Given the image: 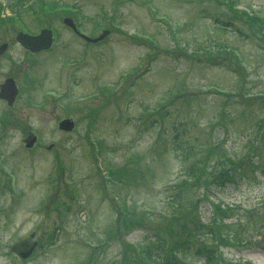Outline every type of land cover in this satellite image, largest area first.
<instances>
[{
    "label": "rangeland",
    "instance_id": "obj_1",
    "mask_svg": "<svg viewBox=\"0 0 264 264\" xmlns=\"http://www.w3.org/2000/svg\"><path fill=\"white\" fill-rule=\"evenodd\" d=\"M41 1L16 9L32 33L55 30L54 49L32 58L15 40L17 27L0 23V44L8 43L0 84L12 77L21 89L13 107L0 100V264H119L135 256L125 241L147 248L167 237V248L181 237V224L193 228L215 207L232 212L201 242L216 246L224 264H264L256 246L264 232V40L257 26L245 15L234 19L242 14L223 0H43L51 9L73 8V16L41 13ZM237 2L264 23V0ZM65 16L81 19L91 37L109 32L99 44L86 43ZM218 47L230 48L242 66L216 57ZM67 116L75 127L65 133L58 123ZM30 131L37 142L26 148ZM92 149L114 174L109 197ZM229 162L242 173L233 187H216L210 198L204 180L192 178L171 203L175 189L167 187L189 165L207 174ZM113 197L140 213L118 223ZM53 230L55 241L45 244ZM27 238L37 242L34 251L45 245L24 262L10 248ZM182 264L200 261L189 253Z\"/></svg>",
    "mask_w": 264,
    "mask_h": 264
},
{
    "label": "trees",
    "instance_id": "obj_2",
    "mask_svg": "<svg viewBox=\"0 0 264 264\" xmlns=\"http://www.w3.org/2000/svg\"><path fill=\"white\" fill-rule=\"evenodd\" d=\"M15 1L16 4L14 3L11 5V10L13 11L16 9L17 5L19 6L24 5V3L27 0H15ZM232 13L235 14L236 12L233 11ZM235 15L233 16L234 19L237 17L239 19L241 18L243 19L244 16L239 14H235ZM0 22L4 23L5 20L0 19ZM248 24L250 25V27H252L253 26L252 24H254V28L257 26L256 27L257 29H253V31L255 30V32L259 35L260 39L264 40V27L262 25H258L254 20H249ZM221 165L222 166L219 167L217 163H214L213 166H211L212 169L210 170V172L206 174L204 169L198 170L196 164L192 163L185 169L183 173L187 174L188 177H190L191 179L192 178L196 179V181L198 180L199 182H201L204 180L203 186L207 189L206 192L207 191L213 192L214 189H216V187L219 188L225 182H229V181L232 182L234 180L236 181V175L241 176L242 174L240 172L241 169L236 170V168L233 166L231 162H229V168L225 165V163L224 164L221 163ZM205 168L209 169L208 165H206ZM205 175L207 178H205ZM188 183L190 182L182 180L181 183H179L177 186L174 187L175 190L173 193V198L171 200L172 203H176V201L179 200L181 191L185 187L187 188ZM195 202L197 206L198 203L202 202V198L196 200ZM174 206H175L174 210L176 212L178 206L176 205ZM214 210L215 213L213 214L210 213L205 219H203L201 216H198L199 220H197L196 223L193 224L194 225L193 228L187 229L186 225L181 224L180 225L181 237L180 238L176 237L173 240H171L169 247L167 246L166 248V245L168 243L167 237H165L160 243H158L159 241H157V243L151 242L152 244H149L147 248L144 247L143 253L149 259V262H145L144 260L142 261V259H140V257H138L135 254V251L132 249L135 255L134 258L132 257V254H129L130 258L128 256V259L126 258V261H121V263L119 264H123L124 262L132 263V264H168V263L181 264L180 261L177 260L175 256L172 254V252L175 250L180 251L182 255H186L189 253L195 255L199 259L201 264H217V262L220 264H224L223 262L220 261V257H218L216 246L212 245L210 247L207 246L205 243L201 242L202 238L206 240L214 235V232L216 231L217 219L221 221L222 217H226L228 216V213L232 212L231 209L222 210L218 207H215ZM258 237L259 240L257 241V244L259 245L261 244L262 245L261 247L264 250V240H263L264 232L258 234Z\"/></svg>",
    "mask_w": 264,
    "mask_h": 264
},
{
    "label": "water",
    "instance_id": "obj_3",
    "mask_svg": "<svg viewBox=\"0 0 264 264\" xmlns=\"http://www.w3.org/2000/svg\"><path fill=\"white\" fill-rule=\"evenodd\" d=\"M65 24L71 26L73 28V25L70 21V19H65L64 20ZM102 37V36H101ZM88 41H97L98 39H89L84 37ZM16 39L28 50L31 52H36L41 49H46L50 46L51 43V36H50V31L48 30H43L40 35L38 36H26L23 34H18ZM6 44L0 46V54L5 50ZM16 87L14 84V81L12 79H7L4 84L1 85L0 88V98L5 99L9 105L12 104L14 97L16 95ZM73 126V123L69 120H64L60 123L59 127L64 130H70ZM34 138L29 140V142L26 144L27 147H30L33 142ZM35 243L34 242H29V240H22L15 244L12 247V250L21 258H26L29 256L31 253Z\"/></svg>",
    "mask_w": 264,
    "mask_h": 264
}]
</instances>
